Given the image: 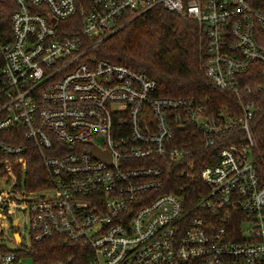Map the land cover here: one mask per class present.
I'll return each instance as SVG.
<instances>
[{"label":"built area","instance_id":"2783aa9c","mask_svg":"<svg viewBox=\"0 0 264 264\" xmlns=\"http://www.w3.org/2000/svg\"><path fill=\"white\" fill-rule=\"evenodd\" d=\"M11 2L9 30L0 24V176L10 171L16 183L13 195L0 193V224H10L18 247L0 242V264H34L31 246L55 237L83 244L89 264H264V157L249 127L253 103L212 113L195 99L157 97L146 73L90 55L161 7L196 24L205 77L239 96L250 91L244 74L264 66V0ZM3 9L10 5L0 0V16ZM190 126L204 148L232 139L203 169L204 195L187 205L163 189L171 169L191 168L196 148L181 146ZM18 128L43 164V191L17 186L13 168L25 147L5 134ZM14 212L27 217V244Z\"/></svg>","mask_w":264,"mask_h":264},{"label":"trees","instance_id":"16d2710c","mask_svg":"<svg viewBox=\"0 0 264 264\" xmlns=\"http://www.w3.org/2000/svg\"><path fill=\"white\" fill-rule=\"evenodd\" d=\"M5 2L10 5V9H3L0 24L7 31L12 2ZM90 55L98 60L146 73L157 84V97L195 99L212 113H237L241 104L253 103L255 112L249 127L257 149L264 157V66L253 65L244 74L243 87H249V92L236 96L218 91L205 77L203 40L196 24L191 20L156 7L113 34L93 49ZM5 135L8 144L25 147L22 165L18 164L13 168V171L17 172V186L23 184L25 190L32 192L45 190L46 175L43 164L35 146L23 138V129L18 128ZM183 137L181 146L184 149L196 148L187 157L191 168L183 175L176 168L171 169L168 186L163 192L182 196L187 205H190L205 193L203 169L208 164L217 162L219 151L232 137L218 141L213 148H204L203 143L194 140L191 126ZM236 145L239 146V142H236ZM3 158L0 153V160ZM2 168L3 166L0 167ZM29 255L34 264L90 262L89 253L83 244L69 243L64 238L56 237L31 246Z\"/></svg>","mask_w":264,"mask_h":264},{"label":"rangeland","instance_id":"374dc122","mask_svg":"<svg viewBox=\"0 0 264 264\" xmlns=\"http://www.w3.org/2000/svg\"><path fill=\"white\" fill-rule=\"evenodd\" d=\"M15 176H13L10 171H6L4 176H0V193L13 195ZM12 218H18L19 224L15 232H17L21 237V243L27 244V217L21 213L14 212L11 214ZM15 233L11 229L8 222L4 221L0 224V242L5 243L10 250H14L18 247L15 242ZM25 264H30V261H25Z\"/></svg>","mask_w":264,"mask_h":264},{"label":"water","instance_id":"95a60500","mask_svg":"<svg viewBox=\"0 0 264 264\" xmlns=\"http://www.w3.org/2000/svg\"><path fill=\"white\" fill-rule=\"evenodd\" d=\"M94 153L98 156V152L97 151H94ZM14 226H17V220H14ZM15 240L18 242V236L16 235L15 236Z\"/></svg>","mask_w":264,"mask_h":264},{"label":"flooded vegetation","instance_id":"af4514ba","mask_svg":"<svg viewBox=\"0 0 264 264\" xmlns=\"http://www.w3.org/2000/svg\"><path fill=\"white\" fill-rule=\"evenodd\" d=\"M18 227V226H17ZM17 227H15L14 229H17Z\"/></svg>","mask_w":264,"mask_h":264}]
</instances>
